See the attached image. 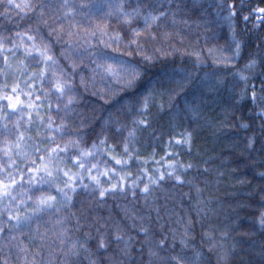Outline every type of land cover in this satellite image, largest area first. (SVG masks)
<instances>
[{"label":"snow or ice","instance_id":"snow-or-ice-1","mask_svg":"<svg viewBox=\"0 0 264 264\" xmlns=\"http://www.w3.org/2000/svg\"><path fill=\"white\" fill-rule=\"evenodd\" d=\"M0 6L3 19L12 20L8 13L18 17L13 21L14 35L3 34L11 29L0 30V250L7 248L9 256L15 250L22 264H53L55 241L51 240V235H54L60 244L62 264H84L85 260L87 264H206L204 253L190 245L189 237L193 236L198 223L191 216L179 236L180 252H170L177 247L176 229H168L172 233L169 244L163 224L159 234L144 223L138 226L135 221L143 222L145 217L135 212L129 215L131 210L127 207L122 212L129 223L113 218L111 211L107 218L98 213L94 215L95 206L106 205L109 199L126 200L131 196L133 201L138 197L147 201L155 187H160L165 180L174 178L176 184L182 186L185 181L178 169L186 174L194 167L191 162L183 164L172 160L167 170H160L156 175L148 172L147 160H144L145 166L135 177L129 171L133 159L140 160L135 146L136 133L150 126L148 117L153 108L164 113L167 104L165 114L173 120L189 114L195 120L198 116L201 97L193 91L198 71L168 67L181 51L175 44L167 43L173 35L169 29L175 27L178 13L188 6L181 0H136L131 11L127 10L128 0L119 3L104 0L103 4L79 6L62 0L58 8L51 0H0ZM198 6L199 0H192V7ZM209 7H214L217 20L227 23L230 37L224 47L207 48L208 57L202 50L193 49L188 53L195 56L192 68L208 69L199 83L217 91V85L225 86V72L231 73L224 110L235 113L238 108L250 105L256 110L260 134L264 136V75L254 73L258 66L264 68V39H257L256 43L261 55L250 52L247 63L233 71L229 66L239 64L244 58L243 49L248 46L235 32L239 9L225 0H218ZM85 8L87 12L82 11ZM61 10L62 15L58 14ZM253 12L260 24H264V7L255 8ZM251 15H245L244 21L248 22ZM77 16L82 19H76ZM112 16L129 31L123 35L117 31L110 33L109 24L91 23L98 17ZM50 19L52 24H49ZM138 19L142 20V25L135 23ZM65 20L69 23L67 32L64 31ZM180 22L187 23V20L181 18ZM41 26L47 28V36ZM219 38L218 35L204 36L206 44ZM149 41L153 45L151 50L145 46ZM55 45H61L59 56ZM168 57L173 60L169 61ZM61 58L66 63H62ZM208 58L212 65L206 63ZM156 65H161L159 71L146 78L148 70ZM219 65L224 66L225 72L215 67ZM256 79L260 82L258 89L255 83L249 85L250 80ZM237 88H240L238 93ZM128 92L132 95L117 101L115 112L96 117L93 105L97 100L109 103L119 94ZM125 112L135 114L131 128L119 119ZM54 114L60 124H56ZM239 127L247 129L249 125L241 123ZM125 131L123 149L118 152L108 143V133L112 132L118 143ZM89 137L92 142L86 146L84 142ZM193 143V132L187 130L176 140V145L187 147L189 155ZM254 145L255 136L248 139L250 151ZM168 147L173 148L171 140ZM260 151H264V142ZM260 164L264 165V157ZM204 171L207 172V168ZM257 176L264 185V171ZM259 194L264 201V187ZM78 203L82 209L88 203L92 211L84 209L77 215L72 209ZM258 207L262 209L256 218L258 227L251 235L264 234V203ZM155 211L159 218V207ZM73 219L72 227L76 232L87 229L83 239L69 236L68 224ZM178 223L184 224V220ZM131 230L135 232L129 234ZM133 238L141 241L137 250L139 256L147 249L146 262L133 259ZM204 238H209L207 232ZM254 243L235 241L231 252L217 256V264L221 261L228 264L229 256L237 259V264H264V242L257 253L258 261L242 255L241 250L254 251ZM189 246L194 249L192 257L184 251ZM214 246L215 241L211 240L209 250ZM44 248L48 249L47 258H44ZM4 264L9 261L5 259Z\"/></svg>","mask_w":264,"mask_h":264},{"label":"trees","instance_id":"trees-1","mask_svg":"<svg viewBox=\"0 0 264 264\" xmlns=\"http://www.w3.org/2000/svg\"><path fill=\"white\" fill-rule=\"evenodd\" d=\"M51 2L58 8L62 0H51ZM112 2L119 3L120 0H112ZM135 2L136 0H128L130 4L128 11H131V8L135 6ZM181 2L188 7L178 13V23L174 28L169 29L173 35L167 42L168 44H175L181 51L177 52L174 63H169L168 67H185L194 72L198 71L197 86L193 89L194 93L201 97L198 101V116L195 120H193L191 114L173 120L165 114L168 111L167 104H165L164 113H161L157 108H153L148 117L150 126L146 127L143 132L138 131L136 133L135 146L140 153V160L138 161L134 158L129 171L135 177L139 170L145 166L143 164L144 160H147L146 168L148 172H155L156 175L159 174L160 170H167V165L172 160L183 164L191 162L194 167L186 174L183 173V169H178L185 181L182 186L177 185L174 178L165 180L160 187H155L147 201L140 197L133 201L131 196L126 200L109 199L106 205L95 206L94 215L98 213L100 216L107 218L111 211L113 218L129 223V221L124 219L122 212V209L127 207L131 210L129 215L135 212L137 215L145 217L143 222L139 219L135 221L138 226L144 223L150 227L151 231L159 234L160 225L163 224V230L168 232L169 235V244H171L172 233L168 229H176L177 247L170 249V252H180L179 236L184 232L187 219L191 216L198 223L195 224L193 236L189 237L190 245H195V249L204 253L206 264H217V256L231 252L232 244L235 241H244L246 244L255 242L253 245L254 251L243 252L241 250V252L246 259L258 261L260 257L257 253L260 251L261 243L264 242V234L257 232L255 235H251L250 233L258 227L256 218L262 210L258 205L264 203L259 194L260 188L264 187V185L260 184L257 176V173L264 171V165L260 164L261 158L264 157V151H260L261 143L264 142V136L260 134V119L256 118V110L251 109L250 105L238 108L235 113L231 110H224L228 96L227 85L231 81V73L225 72L224 66H215L221 72H225V86L220 87L217 85L218 91L199 83V78L203 77L208 69L201 68L196 70L192 68L195 56L188 53L192 52L193 49L202 50L203 55L208 57L207 48L213 45L224 47L228 43L230 29L227 23L217 20L214 7H209L210 4L215 5L218 0H199L197 8L192 7V0H181ZM70 3L77 6L81 4H103L104 0H70ZM225 3H233L239 9L235 17V32L237 38L248 45L243 49L242 55L244 58L240 60L239 64L229 66L234 71L247 63L250 52L255 53L256 56L261 55L256 49V43L257 39H264V24H260V21L256 19L257 14L253 12V9L264 7V0H225ZM2 11L3 8L0 6V12ZM82 11L87 12L88 9L85 8ZM62 12L63 10L58 14L62 15ZM249 13H252V15L249 21L245 22L243 17ZM8 15L12 16L11 21L5 20L0 16V30L11 29V32H3V34L12 36L15 34L13 21L18 20V17L12 13H8ZM181 18L187 20V23L180 22ZM76 19L79 20L82 17L77 16ZM84 23L87 24L89 21H84ZM91 23L93 25L96 23L109 24L110 33L117 31L123 35L129 31L127 26L118 22L115 16L110 18L98 17L92 20ZM135 23L142 25V20L138 19ZM21 24L23 25V22ZM49 24H52L51 19ZM63 24L64 31L67 32L69 29L68 21L65 20ZM254 25L258 27L254 28ZM41 27L45 36H47V28ZM122 29L123 31H121ZM177 31L179 32L178 35ZM205 35H218L220 38L218 40H210L206 44ZM145 46L150 50L153 47L150 41ZM60 48L61 45H55L57 56L60 54ZM182 52L184 53L183 56L181 55ZM137 59L139 58L137 57ZM168 60L172 61L173 57H168ZM61 62L66 63L62 58ZM0 63H2V58H0ZM206 63L212 65V60L208 58ZM160 67L161 65H156L150 68L146 78H150L153 73L159 71ZM254 73L258 76L264 75V68L258 66ZM247 74L252 75L253 73ZM212 83L215 84V78H213ZM253 83L258 89L260 86L259 79L249 81L250 86ZM240 87H243L242 83ZM239 90L240 88H237L235 91L238 93ZM125 95L131 96L132 93H121L115 99L110 100L109 103L97 100L95 105H93L96 108V117L103 118L108 115L109 111L115 112L117 101H121ZM250 95L251 93H249ZM24 99L27 98L24 97ZM89 99L93 98L89 97ZM134 115V113L130 115L125 112L119 119L121 123L131 128ZM54 117L56 124H60L59 117L55 116V114ZM241 123L248 124L249 127L247 129L240 128L239 125ZM186 130L193 132L194 143L191 155H189L186 146L181 148L176 145V140ZM72 131H76V129H72ZM97 131H99L98 128ZM33 136H35V132H33ZM125 136H127V131L123 133L117 143L113 138L112 132H109L108 143L115 146L117 151L120 152L123 149ZM253 136H255V145L254 149L250 151L248 139ZM169 140L172 141L173 145L171 149L168 147ZM91 142L92 138L89 137L84 143L87 146ZM166 151L168 152L167 156ZM205 161H208V163L205 164ZM205 168H207V172L204 171ZM241 178L243 182H241ZM144 179L147 180V177L145 176ZM197 189H199V192ZM157 207L160 210L159 218L155 211ZM84 209L92 211L88 203L83 205V209L78 203L72 211L80 215ZM61 215H64V213H61ZM68 215H71V213L69 212ZM181 219L184 220V224L178 223ZM74 224V219L69 221V236L72 239L77 237L83 239L84 231H87V229L76 232L72 227ZM134 232L135 230H131L129 234ZM206 232L209 234L208 239L204 238ZM225 233L227 234L225 235ZM51 240L55 241L53 264H62L63 257L59 252L60 244L54 235H51ZM211 240L215 241V246L210 251L209 243ZM140 246L141 241L133 238L132 257L138 262L141 259L146 262L148 259L146 248L142 257L137 254ZM42 251L44 258H47L48 249L44 248ZM184 251L189 257L194 255L192 246L184 249ZM168 254L163 253V255ZM39 258L37 257V259ZM5 259L9 261V264H22V261L17 258L15 250H13L11 256H9L7 248L0 250V264H4ZM80 259L83 260L84 257L81 256ZM84 264H87L86 260ZM221 264H224V262L221 261ZM228 264H237V259L229 256Z\"/></svg>","mask_w":264,"mask_h":264}]
</instances>
